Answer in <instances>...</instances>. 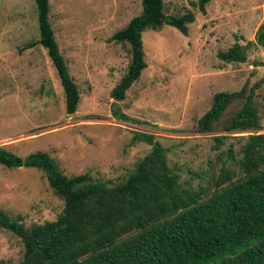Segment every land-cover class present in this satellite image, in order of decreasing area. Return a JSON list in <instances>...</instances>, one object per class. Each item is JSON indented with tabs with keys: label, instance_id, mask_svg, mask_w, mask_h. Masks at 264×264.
<instances>
[{
	"label": "rangeland",
	"instance_id": "rangeland-1",
	"mask_svg": "<svg viewBox=\"0 0 264 264\" xmlns=\"http://www.w3.org/2000/svg\"><path fill=\"white\" fill-rule=\"evenodd\" d=\"M191 1L163 0L166 14L188 10L195 20L187 35L164 25L142 32L146 67L117 101L110 91L127 70L130 47L112 34L141 12V0H49L48 18L80 100L74 113L65 111L57 72L40 44L34 0H0V145L26 158L49 154L66 175L89 172L114 185L125 180L151 145L134 140V132L154 134L166 148L168 165L191 190L211 189L221 167L238 171L239 150L247 132H226L227 118L242 105L227 106L209 132L197 130L217 91H235L264 78V48L254 33L264 22V0H210L201 13ZM234 42L245 48V62L217 56ZM260 63V64H257ZM262 87L254 101L264 133ZM131 118L122 120L118 114ZM215 135H226L216 146ZM232 148L228 158L227 150ZM63 200L36 167L0 164V208L22 217L26 227L54 220ZM16 234L0 227V260L16 264L23 255Z\"/></svg>",
	"mask_w": 264,
	"mask_h": 264
},
{
	"label": "trees",
	"instance_id": "trees-1",
	"mask_svg": "<svg viewBox=\"0 0 264 264\" xmlns=\"http://www.w3.org/2000/svg\"><path fill=\"white\" fill-rule=\"evenodd\" d=\"M34 1L39 37L22 48L40 44L47 50L63 88L65 111L74 113L80 93L49 22V0ZM209 1L191 3L204 14ZM163 4V0H141V12L111 36L127 42L131 54L126 72L110 91L116 114L117 101L125 98L146 67L142 32L170 25L187 35L195 20L190 10L166 14ZM254 42L264 48V22L255 31ZM217 56L228 63L247 59L238 42ZM260 87L264 100V78L251 86L246 81L239 90L215 92L210 108L197 120L199 132L212 131L227 106L242 101L223 126L228 133L247 132L238 171L223 165L211 189L182 186L180 175L168 165L166 148L148 132H134L133 141L150 144V151L124 181L114 185L95 180L89 172L66 175L46 152L22 158L0 145V164L41 169L64 203L54 220L30 227L20 215L11 217L0 208V227L20 237L24 246L16 264H264V133H258L261 117L254 101ZM225 136H214L217 147ZM232 152L227 150L228 158Z\"/></svg>",
	"mask_w": 264,
	"mask_h": 264
}]
</instances>
